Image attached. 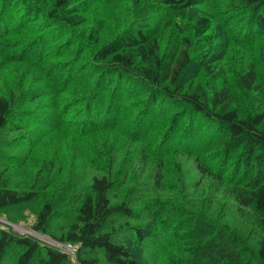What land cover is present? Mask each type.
Returning a JSON list of instances; mask_svg holds the SVG:
<instances>
[{
  "label": "trees",
  "instance_id": "1",
  "mask_svg": "<svg viewBox=\"0 0 264 264\" xmlns=\"http://www.w3.org/2000/svg\"><path fill=\"white\" fill-rule=\"evenodd\" d=\"M77 1L0 0L1 58L34 66L36 77L20 94H0V145L19 140L26 117L44 115L39 101L29 104L44 87L46 116L55 113L59 125L46 119L45 128L79 137L108 129L124 141L91 143L92 173L80 169L74 183V158L59 167L70 179L62 204L46 195L47 183L9 187L0 169V210L39 201L32 229L76 248L74 263L55 246L0 229V264H264V54L242 68L218 63L222 30L210 13L192 11L205 0H131L111 36L102 19L85 25ZM41 6L46 16L35 25ZM218 16L227 39L248 45L264 32V0H221ZM55 51L66 59L56 62ZM91 70L95 81L83 82ZM24 138L33 143L31 132ZM47 159L48 171L60 165ZM216 198L248 212L254 230L211 214Z\"/></svg>",
  "mask_w": 264,
  "mask_h": 264
},
{
  "label": "rangeland",
  "instance_id": "2",
  "mask_svg": "<svg viewBox=\"0 0 264 264\" xmlns=\"http://www.w3.org/2000/svg\"><path fill=\"white\" fill-rule=\"evenodd\" d=\"M220 1L221 0H205V2H202L192 8V11L198 10L206 11L208 12V14L210 13V15L212 16L213 24H218V26L222 30V34L219 37V42L217 44V49L220 50V58L218 63H220L222 66H226L225 63H227L231 68H242V66L249 59H255L258 57L260 59H263L264 32L257 33V36L255 35L256 37L253 38L252 44L248 45L242 44L240 40L227 39V36H225V32L227 33L225 24L223 25L221 22L217 21L218 18L221 17L218 16ZM106 2L108 1L78 0L76 3L79 4L80 7H86L87 9L85 12L87 19L85 25H88L89 21L94 18L102 19L104 22L103 34L111 36L122 26L121 23H123L125 20L123 18V15L127 14V9L125 7H127L131 3V0H123L122 4H119L117 7L108 5ZM44 9L45 6H41V10L39 11V19L35 20L34 22L32 20L35 25L40 22V19H43L46 16L43 13ZM232 24H234V21H232ZM238 24L239 23H237V25ZM72 31L73 29L71 30V32ZM71 36L72 34L70 35L67 33V37ZM12 38L16 39L17 36L13 35ZM23 41L25 40H21L18 37V45L22 46L24 44ZM36 42L40 41L36 39ZM56 43L58 42H54V40L52 39L49 47L51 49H56L54 46L56 45ZM59 44L63 45L62 42H60ZM18 51V48H16L15 52ZM59 54V51H55V61H64L66 57ZM28 65L29 64L20 62L18 59L5 61L1 58L0 55V94L7 95L9 92L14 93V95L15 93L20 94V88H27V83L30 82V80L36 78L34 76L35 67ZM97 76L98 73H94L92 75L91 70L89 72V76L84 77L83 82L93 83ZM201 76L203 75L201 74ZM205 81H207V79H205ZM43 90V95L41 97L36 96L35 99H33L29 104L32 105L33 101H39V104L44 105V115L26 117V126H23L25 127V131L18 130L19 140L14 139L8 142L9 147L3 146V143L0 145V150L6 151L4 154H0L1 156H3L2 163L0 164V169H4L3 177L5 178V182L9 187L21 190L34 185L39 188L43 183H47V185H44L47 186L46 195L56 198L57 203L62 204L64 198L67 196V193H69V190H67V184L70 182V179L65 175L66 169H64L63 172H60L59 167L61 165L63 167H66L71 158H74V163L77 164L78 167L73 169V183L79 177L80 169H83L84 176L88 177L92 173V170L88 169L90 168L88 160L91 159L88 152L89 145L93 142H102L107 139H115L119 144L124 141V137L109 132L111 130L108 129H99L90 134V136L79 137L71 131H54L49 128H45L43 125H41V122L46 119H48L47 123L49 124L53 123L58 127L59 125L56 123L55 113L49 114L48 117L46 116L47 111L51 108V102L47 97L45 87ZM77 101L78 100L74 101L73 104L75 105H72L70 108H74L78 103ZM70 114L72 115V117H74L72 111H70ZM70 114L68 113L67 117L72 120ZM30 132L33 136V143H28L24 138ZM13 134L14 133H10L6 134L5 136V133H3L4 138L6 139H8L9 137H13ZM118 144L115 146H118ZM52 154L55 156L56 162L60 165L57 166V164L55 163L52 170L48 171V169H45L43 165H45V163L50 158L45 160L44 163L42 162V160L48 155L52 157ZM79 154L82 155V159L77 157V155ZM181 162L183 163L185 169L191 168L189 160L182 159ZM178 172H181V170H178ZM174 175L175 173L171 170V172H169V176L173 177ZM38 206L39 201L34 202V204H22L0 210V229L12 230L19 235H31L44 244L57 245V243H51V240L48 239L47 233L42 234L32 229V225L36 221L35 213ZM210 209H212L211 214L213 215L223 213L225 215L224 221L230 223L231 225L234 224L236 229L245 234H248L254 230L252 228L251 215L248 212L239 215L237 211H235L234 205L231 202L226 201L225 198H216ZM235 212L236 214H234ZM50 224H53L52 226L54 229L58 224H60L57 216L52 218ZM51 231L54 232L53 229H51ZM254 236H256V234H254ZM67 249L68 251L72 252L71 248ZM13 251L15 252V249H10L8 253H13ZM176 251L177 249H170L166 251L165 257L162 258V261H164L166 258L172 257ZM69 254L71 255V260L75 263V258L73 257L74 253Z\"/></svg>",
  "mask_w": 264,
  "mask_h": 264
},
{
  "label": "built area",
  "instance_id": "3",
  "mask_svg": "<svg viewBox=\"0 0 264 264\" xmlns=\"http://www.w3.org/2000/svg\"><path fill=\"white\" fill-rule=\"evenodd\" d=\"M48 239H50V238L48 237ZM50 240H51V243H54V244L57 243V245L56 244L55 245L49 244V245L55 246V247L59 248L62 251L69 252V253H74L75 250H76V248L74 246L70 245V244L59 243V242L54 241L53 239H50ZM67 248H71L72 252L68 251Z\"/></svg>",
  "mask_w": 264,
  "mask_h": 264
}]
</instances>
